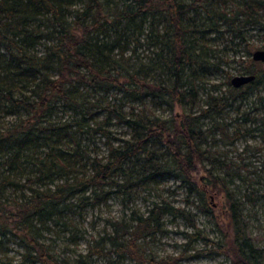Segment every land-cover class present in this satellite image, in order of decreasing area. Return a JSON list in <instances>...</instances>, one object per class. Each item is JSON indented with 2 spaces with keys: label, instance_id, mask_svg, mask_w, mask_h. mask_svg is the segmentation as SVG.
Returning <instances> with one entry per match:
<instances>
[{
  "label": "trees",
  "instance_id": "1",
  "mask_svg": "<svg viewBox=\"0 0 264 264\" xmlns=\"http://www.w3.org/2000/svg\"><path fill=\"white\" fill-rule=\"evenodd\" d=\"M252 30L264 32V0H0V243L15 236L24 264H70L46 243L49 223L112 194L132 202L139 189L161 190L157 185L173 178L187 200L194 197L197 210L214 219L221 241L204 235L193 213L161 192L148 210L133 206L128 217L110 219L111 230L93 238L73 264H91L93 255L107 262L126 257L133 264H180L182 254L156 259L140 244L164 232L166 216L192 229L184 250L199 239L230 264H264L261 238L251 235L244 212L255 192L250 186L264 182V175L251 177L255 169L216 147L249 133L238 125L230 129L224 113L239 112L237 100L264 89V62L239 57L249 63L240 74L255 75L239 87L230 78L223 90L208 79L231 59L224 45L218 61H210L217 53L206 35L232 33L240 39H230L232 50L243 42L250 54L264 46L250 41ZM145 47L152 53L146 61ZM176 105L188 109L174 112ZM162 106L169 114L156 111ZM248 149L260 151L246 144L238 157ZM241 169L247 183L240 198L230 185ZM212 193L225 197L223 213L215 214Z\"/></svg>",
  "mask_w": 264,
  "mask_h": 264
},
{
  "label": "rangeland",
  "instance_id": "2",
  "mask_svg": "<svg viewBox=\"0 0 264 264\" xmlns=\"http://www.w3.org/2000/svg\"><path fill=\"white\" fill-rule=\"evenodd\" d=\"M189 2V0H184ZM250 41H253L257 44H264V32H256L254 30L249 31L248 35H252ZM208 38V46L215 49L217 55H212L210 61H218L220 54H223L221 49L227 52L226 56L228 59H231L229 63L220 62V67L217 71H212L208 76L210 82L220 83V88L223 90L227 89V81L234 75L240 74L243 66H247L249 63L245 61L244 63L240 62L238 58L247 60L251 56V53L245 51L244 43L241 42V45L237 46V53L232 49L234 44L230 41L240 42V39L234 37L232 33L224 32L221 35H216L215 38L211 39L210 35H206ZM225 45V46H224ZM261 48V47H260ZM264 48V46L262 47ZM152 55L151 49L143 48L141 51V56L144 57L145 61ZM251 58V57H250ZM233 59V60H232ZM264 65L260 66V69H263ZM230 75H228L226 72ZM201 83H203L200 80ZM205 87H210L208 84ZM201 90V89H200ZM201 98L203 97L202 91ZM199 95V94H198ZM258 95L262 96V102L258 99ZM248 100V101H247ZM244 101H246L244 103ZM240 102L237 100L233 107L239 108V112L235 110H226L224 113V120L232 125L230 129L238 125L241 128H247L249 133L245 134L243 137L237 139L232 145H223L218 143L216 147L221 151L227 153L230 159H234L239 165L245 163L248 169H255L253 176L250 173L251 177L256 178L259 174L260 176L264 175V123L261 122V118L264 119V89L261 85L259 90L252 89L248 95L247 99ZM202 104V101L201 103ZM184 109H188V105L184 106ZM179 105L174 107V112H181L184 110ZM157 112H162L164 115L169 114V110L165 107H159L156 110ZM0 113H3V110L0 105ZM231 117H230V115ZM250 115V117L256 119L254 121L252 118L245 121L240 118V116ZM202 120V119H201ZM206 125L208 119L202 120ZM119 131L127 133L125 127H118L115 125ZM101 152L106 150V146L101 141L98 142ZM248 144L250 146L260 147V151L255 152L253 149H248L246 152H242V158L238 157V152L243 149V147ZM241 176H238L234 179V184L230 185V189L236 193L237 197H242L247 181H244V176L246 175L245 169H241ZM202 170L196 172V176L199 177L202 175ZM180 181L173 178H166L162 180L157 187L161 190L153 191L148 193L145 190H140L137 197L134 198L132 202L127 200H122V198L117 194H112V196L106 201L97 204L94 207H87L81 213L78 210L73 209L66 214L62 221L59 223H49V228L43 232L44 238L47 244H49L51 251L60 257H65L70 264L75 262V259L78 258L79 254L87 253L88 245L92 244L93 238L99 239L106 232L111 230L109 225L110 219H121L123 215L125 218L128 217L130 213V207H138L141 211H146L151 206L153 200L157 198V193L163 192V195H168V198L172 200L176 205H180L189 209L193 213V219L197 227L201 232L209 237L214 242L221 241V234L217 230L214 219L207 214L201 213L197 210L194 204L191 203L194 197H188L186 191L179 187ZM237 185V187L235 186ZM166 187H169L168 190H165ZM253 189L255 192H252L250 200L245 205V214L248 218L249 229L252 236H258L261 238L259 244L264 246V182H255L250 186V189ZM248 189V192L253 191ZM213 199V206L216 208L215 214H219L220 211L224 212L223 208H226L227 205L224 203L225 197L222 194H211ZM248 199V200H249ZM219 218V216H218ZM164 232L161 234L155 235L153 238H147L146 240H141L140 244L146 251V256L154 255L156 259L166 258V257H176L180 254L184 258L181 259L180 264H230L229 257H226L218 253H210L205 250L208 248V245H204L202 240H194L192 243L186 247L184 243L186 242V231L190 232L192 229L187 226L186 221L176 218L171 219L169 216L164 218ZM196 249H200L198 254ZM23 248L18 244V240L15 236L8 234L4 238H1L0 243V260L5 261L6 264H24L22 261ZM88 258V257H87ZM85 259V258H83ZM93 259L91 264H133L129 258L118 259L113 258V262H107L106 260L96 258L95 255L91 256ZM148 264V263H146Z\"/></svg>",
  "mask_w": 264,
  "mask_h": 264
},
{
  "label": "water",
  "instance_id": "3",
  "mask_svg": "<svg viewBox=\"0 0 264 264\" xmlns=\"http://www.w3.org/2000/svg\"><path fill=\"white\" fill-rule=\"evenodd\" d=\"M251 58L254 61L264 62V48H256L251 54ZM255 78L253 73L248 74H237L231 77L230 83L234 87H239L244 85Z\"/></svg>",
  "mask_w": 264,
  "mask_h": 264
}]
</instances>
